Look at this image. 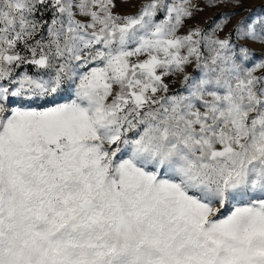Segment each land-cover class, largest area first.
<instances>
[{
    "label": "snow or ice",
    "instance_id": "6c2138e0",
    "mask_svg": "<svg viewBox=\"0 0 264 264\" xmlns=\"http://www.w3.org/2000/svg\"><path fill=\"white\" fill-rule=\"evenodd\" d=\"M120 2L0 0V264H264V14Z\"/></svg>",
    "mask_w": 264,
    "mask_h": 264
},
{
    "label": "rangeland",
    "instance_id": "374dc122",
    "mask_svg": "<svg viewBox=\"0 0 264 264\" xmlns=\"http://www.w3.org/2000/svg\"><path fill=\"white\" fill-rule=\"evenodd\" d=\"M117 2V11L118 12H129V11H134V9H131L127 5L123 4L120 2V0H116ZM245 8L249 9H254L251 13V17H255L257 15L264 14V7L260 6V0H247V3L243 5ZM231 9V5H229L228 8H223V9H205L203 13H201L197 19L200 21H203L205 18H209L214 16L217 12L221 11H229ZM243 15H248V13H241V16ZM240 18V17H237ZM29 71H33V69H29ZM71 98V93L70 92H62L61 94L57 95L54 100L57 103H62V102H67ZM52 100L47 101V103H51ZM231 211V206L225 207L222 209V214L226 215Z\"/></svg>",
    "mask_w": 264,
    "mask_h": 264
}]
</instances>
